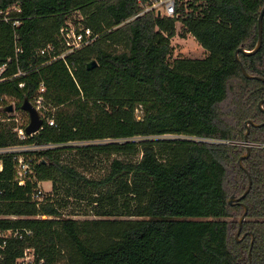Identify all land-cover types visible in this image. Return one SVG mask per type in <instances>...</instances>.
<instances>
[{
	"label": "trees",
	"instance_id": "trees-1",
	"mask_svg": "<svg viewBox=\"0 0 264 264\" xmlns=\"http://www.w3.org/2000/svg\"><path fill=\"white\" fill-rule=\"evenodd\" d=\"M146 2L0 0V150L54 146L23 153L34 172L23 187L14 155L0 153V230L19 232L0 264L27 249L37 264H250L251 246L252 264H264V126L246 139V122L264 124V82L236 60L258 44L264 0H192L174 17L138 16ZM69 21L101 35L68 56L74 76L39 53L60 50ZM189 35L207 57L172 61V40ZM239 58L264 78V18L262 48ZM39 96L45 124L21 140L2 119L27 115L22 104ZM44 182L52 191L37 200Z\"/></svg>",
	"mask_w": 264,
	"mask_h": 264
},
{
	"label": "built area",
	"instance_id": "built-area-1",
	"mask_svg": "<svg viewBox=\"0 0 264 264\" xmlns=\"http://www.w3.org/2000/svg\"><path fill=\"white\" fill-rule=\"evenodd\" d=\"M192 0H147L144 5V10L138 15L142 16L146 13L152 12L158 17H174L176 15V10L179 4L186 3ZM2 14V12H0ZM6 13L5 21L9 22V18ZM14 25H18L15 23ZM100 34L95 33L91 28L86 27L82 21L74 22L69 21L65 26L61 28L60 31V50L57 49L55 45H49L39 51L40 55L48 56L49 62H55L58 60H63L72 76H74L71 65L67 62L68 56L74 54L75 52L82 50L91 44L95 43L100 38ZM21 49L18 48L17 53H20ZM6 65L0 69V76L2 75ZM19 75V74H18ZM21 88L24 87V84L20 85ZM44 92L45 90L42 89ZM33 106L39 112L41 118L45 116L47 107L45 106V100L43 96L37 97L33 101ZM14 121L16 123L15 132L18 134L21 140L26 139L28 136L26 134L25 125L20 124L17 117H10L7 119H2V121ZM47 122L50 126H55L54 119H47ZM54 146H12L5 149H1L0 153H9L14 155L15 162V180L19 186L23 187L26 185L28 180H31L34 175L31 163L27 161L26 157L23 155L24 152L42 150L52 148ZM4 170V164L0 160V173ZM42 183L39 184L38 191L34 194V198L37 200H42L45 195V192L41 189ZM46 218V217H44ZM19 236L18 231L14 230H0V262L4 257V251L7 248L9 240ZM17 264H37L36 256L33 250L27 249L24 252L22 258L18 260ZM39 264H44L41 261Z\"/></svg>",
	"mask_w": 264,
	"mask_h": 264
},
{
	"label": "water",
	"instance_id": "water-1",
	"mask_svg": "<svg viewBox=\"0 0 264 264\" xmlns=\"http://www.w3.org/2000/svg\"><path fill=\"white\" fill-rule=\"evenodd\" d=\"M263 18H264V9L262 10L261 15L259 17V41H258V44H257L256 48L254 50H252V51H247V50H245L243 48L238 49L237 52H236V60H237V62H239L240 66H241L242 73L244 74V76L247 79H256V80H260V81L264 82V78L251 76L246 71L245 67L243 66V64L241 63L240 58H239L240 53H243V54H245L247 56H251V55L257 54L259 52V50L262 48V45H263ZM97 66H98V63L96 61H93V62H91L88 65V70H93ZM259 107H260V109L262 111H264V100L260 102ZM22 110L25 113L28 114L29 120H30L28 126L25 129L26 130V134L31 136V135H34V134L38 133L43 128V126L45 124L44 119L41 118L39 112L35 109L33 104L31 102H29V101H25L22 104ZM4 112L5 113H13V112H15V106L14 105H9L8 107H6L4 109ZM251 125L254 126V127H263L264 126V124H256L253 121L246 122V126L248 128V131H247V134H246V139L248 138V135L250 134V126ZM247 147H248L247 154L245 156H243L240 159V161H239V163L242 166V168H244L243 165H242L243 160L249 157V154H250V151H251L249 144H247ZM251 188H252V180L250 178L249 188H248L247 192L243 195L242 198H244L250 192ZM235 201H239V200L235 199L234 196H233L230 199L229 202H230V204H233ZM247 213H248V208L245 206V213L240 219V229H239V231H238V233L236 235V238H237L238 241L241 240L240 239L241 227H242L243 222L245 221ZM249 257H250V264H252V246H251Z\"/></svg>",
	"mask_w": 264,
	"mask_h": 264
},
{
	"label": "rangeland",
	"instance_id": "rangeland-1",
	"mask_svg": "<svg viewBox=\"0 0 264 264\" xmlns=\"http://www.w3.org/2000/svg\"><path fill=\"white\" fill-rule=\"evenodd\" d=\"M177 29L178 31L181 30V24L177 25ZM172 45L174 46V54L172 56V61H174L177 58H194V59H203L206 58L208 53L207 51L198 43V41H196V39L192 36L189 35L186 39L181 38L180 36H176L173 40H172ZM10 105H16V102L14 101H9ZM227 106L225 107L226 110H230L232 107V102L228 101ZM138 115H142L141 111H138ZM15 117L18 118L20 124H26L28 123L29 120V116L28 114L25 115L23 113H19V112H15ZM93 174L97 175L99 174L98 172V168H93ZM41 189L43 190V192L45 193H50L52 191V184L51 182H44L41 185ZM233 197V196H232ZM70 210H68L69 212ZM74 218L77 219H85L87 217L80 215V216H76ZM92 218V217H90Z\"/></svg>",
	"mask_w": 264,
	"mask_h": 264
}]
</instances>
